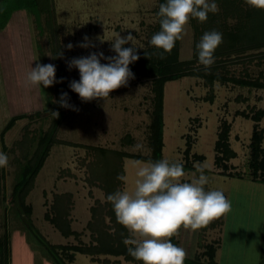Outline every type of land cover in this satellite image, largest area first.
Listing matches in <instances>:
<instances>
[{
  "label": "rangeland",
  "instance_id": "1",
  "mask_svg": "<svg viewBox=\"0 0 264 264\" xmlns=\"http://www.w3.org/2000/svg\"><path fill=\"white\" fill-rule=\"evenodd\" d=\"M50 2L51 14L25 6L15 10L10 21L0 30V151L9 157L2 179L5 196L0 204V235H3L4 241L0 245V264H62L55 263L43 240L31 230V222L53 243L92 245L97 242L87 224L92 218L91 207L99 201L104 202L107 196L102 180L96 178L90 181L92 172L89 162L96 153L91 146L100 145L130 153L146 154L151 151L148 123L153 107L152 78L137 76L130 79L127 86L112 91L107 100L98 98L84 102L69 87L72 80L79 81L80 73L76 68L69 70L67 61L100 51L105 56L117 55L110 48L111 41H100V38H112L116 32L124 37L131 33L137 38L138 46L151 47V37L159 29L160 0ZM218 6L221 11L220 4ZM213 15L209 13L208 17ZM49 18L51 24L48 23ZM230 20L236 22L232 18L227 22ZM85 36L95 47L79 46ZM196 36L190 20L187 35L178 43L180 59L194 57ZM68 43L74 45L73 49L66 47ZM131 46V42L124 45ZM61 51L63 58L48 56H55ZM216 51L215 61H221L217 65L218 70L264 81V46L220 55H216ZM101 62L108 63L104 59ZM38 63L54 64L57 80L59 75L65 78L63 83L69 93L68 102L74 108H64L62 116L56 113L51 100V97L53 102L60 100L59 82L52 85L50 95L43 85H24L30 67L34 68ZM194 66L196 70H210L198 60ZM214 66L215 63L211 67ZM260 108L264 109L263 87L244 86L232 81L223 83L216 80L212 83L201 75H184L167 81L165 85L164 159L170 162L182 160L185 135L191 132L195 141L194 150L205 154L202 163L206 171L201 173L208 181L205 190H223L231 203V211L224 216L222 223L220 217L215 226L209 223L195 231L181 229L180 247L187 255L203 249L206 242L220 238L216 252L219 264H260L261 255H264V182L253 180L248 166L255 121L239 113V110L255 113ZM19 114L23 117L17 118L2 133L12 116ZM225 118L232 124L229 138L231 146L237 151L231 162L246 174L244 177L223 175L215 163V143ZM57 119L59 122L54 128L57 141L27 195V202L33 205L28 218L19 207L13 206L12 188L24 160L23 154L31 148V143L34 149L40 132L48 131ZM259 125L264 126V118ZM146 162L149 161L131 156L124 158L127 182L124 180L123 190L134 187L136 169ZM99 170H109V167L102 165ZM184 171L188 179L183 182H191L192 178L201 175L196 169ZM64 193L72 194L69 217L79 237L64 235L45 217L46 211L53 210L57 196L62 195L59 199L62 203L67 202L64 199L68 198H63ZM107 219L110 220L109 217ZM97 255L121 259L110 264H143L142 261L131 263L122 255ZM208 259L205 258L206 261ZM71 264L105 263L93 261L90 255L77 252Z\"/></svg>",
  "mask_w": 264,
  "mask_h": 264
},
{
  "label": "trees",
  "instance_id": "2",
  "mask_svg": "<svg viewBox=\"0 0 264 264\" xmlns=\"http://www.w3.org/2000/svg\"><path fill=\"white\" fill-rule=\"evenodd\" d=\"M166 2L167 0H160V4ZM215 2L220 4V12L214 14L212 17H208V20L201 24L197 22V19H192V24L197 34L194 57L184 60L180 59L179 41L176 42L175 47L170 54L164 53L165 59L160 58V53L163 50L157 49L154 46L137 49L140 59L129 65L134 73V77L136 78L140 75H146L152 78L153 107L151 110V119L148 123V145L150 146L151 151L146 154L142 152L130 153L128 151L107 149L100 145H92L91 147L96 153L94 159L89 162L92 172V178L90 181L96 178L102 180L103 186L106 190V196L113 194L118 190H123L124 180L119 179V177L125 176L123 163L126 156L152 162L164 159V97L167 81L181 78L184 75H201L206 76V78L212 83L216 80L223 83L232 81L244 86L264 88V81L258 78L253 79L249 77L229 75L227 70H218L217 65H220V60L215 61V66L211 67L209 71L194 69V63L198 60L196 46L200 42L202 35L207 31L216 30L223 34V43L216 49V55L264 46V10L249 6L247 3L245 5V0H215ZM25 6L31 9L38 8L42 13L48 11L51 14L50 0H0V30L10 21L12 13L15 10L21 9L22 7L24 8ZM230 18L236 20L233 25L227 22ZM48 23H52L50 18ZM158 31H160V23ZM60 78L61 76L59 75L58 80H60ZM58 84L60 97L63 92L68 93L64 88L63 82H59ZM51 87L52 86L47 87V91H49L48 95L51 94ZM51 100L53 107L56 108V112H59V116H62L61 114H63L65 107H62L60 103L58 106L55 105L52 97ZM239 113L246 117H251L255 121V128L250 142L251 151L248 166L250 169V177L253 180L264 182V126L260 127L259 125L260 120L264 118V109L260 108L255 113L239 110ZM20 117H23V115L19 114L12 116L2 133L5 132L6 128L12 126L17 118ZM58 122L59 120L57 119L48 131L42 130L37 136V145L34 149H32L33 143H31V148L23 154L24 160L20 165L17 180L14 182L12 188L14 199L13 206L19 207L20 211H22V213L28 218L32 214L33 205L27 202V195L33 187L34 181L41 168L44 166L47 157L50 155L52 146L57 141L54 137V128L57 127ZM231 125V122L226 118L223 119L220 124L218 137L215 143V163L220 168L219 173L223 175L244 177L246 174L239 169H236V165L231 162V159L237 156V151L231 146L229 138ZM185 136L186 141L183 149V159L172 162L182 163L184 170L196 169L197 172L201 174V172L198 171V168H203V172L206 171V168L202 163L205 159V154L194 150L195 141L191 132H188ZM32 139H34V137ZM102 165H107L109 170H99ZM1 170L0 204L5 196L3 190L4 185L2 182L4 169L1 168ZM221 191L226 196V193L223 190ZM71 196V193L63 194V198H68L64 199L67 201L66 203H62L61 199H59L62 195L57 196L56 201L53 204V210L46 211L45 217L49 219L64 235L69 236L75 234L79 237V232L73 229L71 218L69 217V201H71ZM91 212L92 218L88 221L87 226L90 228L93 238L97 240V242L92 245L84 243H53L49 241L31 221L30 228L41 240H43L55 263L71 264L77 252L88 254L93 261L105 264L120 262L121 259L114 260L107 256L102 258L97 254L122 255L125 260L130 261L131 263H137V260L129 255L127 251L128 246L124 243V240L129 237V232L117 221L111 202H109L107 198L104 202L99 201L91 207ZM1 216L0 208V222L2 221ZM107 217H109L110 220H108ZM223 220L224 216L220 218V223H222ZM210 223L215 226L218 221L216 219ZM3 241V235H0V245ZM171 242L180 246L179 237L173 236ZM219 242L220 238L206 242L203 249L196 251L192 255H187L184 264H205L207 262V264H219L216 260V252L219 247ZM66 256H68V258H66ZM206 257L209 258L207 261L205 260ZM259 262L260 264H264V255H261Z\"/></svg>",
  "mask_w": 264,
  "mask_h": 264
},
{
  "label": "clouds",
  "instance_id": "3",
  "mask_svg": "<svg viewBox=\"0 0 264 264\" xmlns=\"http://www.w3.org/2000/svg\"><path fill=\"white\" fill-rule=\"evenodd\" d=\"M245 2L264 10V0ZM219 11L215 0H167L159 5L160 31L151 37L150 44L162 49L160 58L165 59L164 53L170 54L176 42L182 41L187 35L190 20L197 19L204 23L209 13L216 14ZM105 40L111 41L110 48L117 55L105 56L100 51L67 61L69 70L76 68L80 73L79 81L72 80L69 87L84 102L98 98L107 100L112 91L127 86L129 80L135 78L129 65L140 59L137 49L143 48V45L138 46L137 38L131 33L124 37L116 32L110 39L100 38L101 43ZM129 42L132 46L124 47ZM222 43L221 32H205L196 46L198 63L210 69L215 63V51ZM79 46L95 47L87 36ZM66 47L71 50L74 45L68 43ZM48 56L53 59L63 58L64 53L61 51L55 56ZM102 59L108 63H102ZM56 72L54 64L38 63L36 67H30L24 85H43L46 88L62 83L65 78L57 80ZM69 99L68 93L63 92L60 100L54 102L65 108H74L68 102ZM8 163L9 157L0 151V168L7 167ZM198 171L203 173V168H198ZM119 179L127 182L124 176ZM187 179L182 163H173L167 159L149 161L137 167L131 190H118L107 196L117 221L129 232L124 243L128 246L129 255L135 260L143 264H184L186 251L173 244L171 238L179 237L181 228L198 230L231 211V203L221 190H205L208 181L203 174L192 178L191 182H183Z\"/></svg>",
  "mask_w": 264,
  "mask_h": 264
},
{
  "label": "crops",
  "instance_id": "4",
  "mask_svg": "<svg viewBox=\"0 0 264 264\" xmlns=\"http://www.w3.org/2000/svg\"><path fill=\"white\" fill-rule=\"evenodd\" d=\"M261 259V258H260Z\"/></svg>",
  "mask_w": 264,
  "mask_h": 264
}]
</instances>
